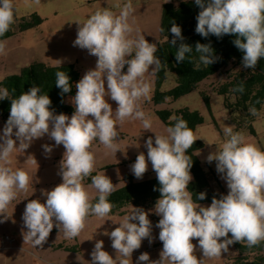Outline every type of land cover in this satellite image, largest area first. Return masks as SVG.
I'll return each instance as SVG.
<instances>
[{
	"label": "clouds",
	"instance_id": "clouds-1",
	"mask_svg": "<svg viewBox=\"0 0 264 264\" xmlns=\"http://www.w3.org/2000/svg\"><path fill=\"white\" fill-rule=\"evenodd\" d=\"M194 3L200 8L196 33L205 38L233 35L234 45L243 53L242 67L254 69L264 58V0H194ZM115 7L120 8L119 14L97 10L87 19L75 21L78 29L73 45L87 49L97 61L95 68L75 83L77 91L71 98L75 111L71 117L50 109L51 99L39 94L37 86H31L18 98H12L7 88H0V100L11 99L10 115L0 135V222L10 217L8 205L18 192H26L30 184L26 171L9 166L14 149L18 147L24 152L46 134L55 146L63 145L65 149L58 172L62 182L51 190H42L45 202L29 200L22 214L24 241L33 246H43L54 224L63 230L65 238L72 239L80 235L90 215L109 216L113 205L108 197L114 191L111 179L105 174L91 176V186L98 193L95 203L82 183L95 168V157L90 151L93 141L98 140L116 153L120 150L115 143L119 136L117 120L123 123L128 118L142 121L143 130L153 132L152 121L140 102L151 99V86L145 74L150 68L153 72L161 68L160 59L154 55L157 46L142 34L132 35L131 0ZM14 8V0H0V36L14 23ZM170 32L173 38L169 42L176 48L177 64L184 62L193 48L199 54V63L194 65L197 69L200 64L207 67L219 59L210 43L197 42L194 47L184 43L181 27L174 22ZM5 50L6 42L0 41V55L6 54ZM125 66L126 72L122 71ZM55 76L61 95L69 93L72 85L68 74L57 71ZM235 90L243 92V85ZM106 97L117 105L115 119ZM249 111L256 114L255 108ZM171 119L175 123L167 127L166 134L154 132V139L149 136L144 142L147 157L140 152L131 165L134 176L142 179L150 161L160 192L153 209L160 217L156 224L163 244L160 258L150 260L149 253L144 252L137 258V264H202L194 254L193 239L198 240L202 256L209 258L228 252L229 246L237 242H246L251 247L264 241V151L246 143L244 136L232 127H225L224 142L206 159L209 163L216 161V171L229 191L219 198L213 196L210 205L199 204L197 201L204 200L206 193H198L194 201L188 188L192 160L186 155L198 138L182 117ZM42 147L50 154L54 146ZM118 225L111 232H104L112 241L115 258L104 250L103 240H97L91 264H132V253L141 247L142 240L153 242L152 222L141 207H134Z\"/></svg>",
	"mask_w": 264,
	"mask_h": 264
},
{
	"label": "rangeland",
	"instance_id": "rangeland-1",
	"mask_svg": "<svg viewBox=\"0 0 264 264\" xmlns=\"http://www.w3.org/2000/svg\"><path fill=\"white\" fill-rule=\"evenodd\" d=\"M167 2H175V0H167ZM125 3L127 0H39L38 3L36 0H14V23L12 24L14 29H18L23 17L34 13L42 17L43 23L25 31H18L14 36L2 40L6 42V54L0 55V80L8 75L20 73L22 65L29 66L34 63H44L47 66L76 65L83 76L89 69L95 68L97 57L90 55L87 49L73 45L78 29L75 21H83L97 10L108 9L119 14L120 8L115 5L123 6ZM131 3L133 12L129 16V23L134 28L132 35L142 34L150 43H155L158 47L160 42L166 39L161 31L165 0H131ZM126 70L127 66L122 71L126 72ZM251 72L252 69L242 67V62H232L226 67L224 73H218L205 79L191 93L178 99L169 98L165 103L157 104L154 99L156 71L153 72L150 68L145 74V79L151 86V99L141 100L140 107L151 119L153 132L143 130L142 121L138 119L128 118L123 123L117 120L119 136L115 143L119 145L120 150L115 153L98 140L93 141L90 151L95 157V168L92 173L108 176L113 183L114 191L125 186L129 182L126 176H134L131 165L135 162L137 155L143 152L147 157V149L144 146L147 138L152 136L154 139L155 133L166 134L167 126L159 112L169 110L173 113L172 117H176L178 110L187 108L199 111L204 117V122L199 124L194 132L197 140L203 141L204 147L196 150L195 153L205 170L213 171L209 189L218 195H226L229 189L226 181L216 171V161L209 163L206 159L210 152L216 150L217 145L224 142L223 129L232 127L234 132H239L244 136L246 143L254 144L264 151V105L253 115L248 108L237 104L234 94L220 92L222 87L235 82L238 78H246ZM176 85L177 75L169 73L161 89L169 91ZM105 87L107 89L106 81ZM74 95L66 98L69 105L73 106L71 98ZM106 99L113 107V118L115 119L117 105L110 97ZM72 114L66 115L71 117ZM4 126L5 123L0 124V135L3 133ZM13 138L15 139L14 136ZM44 144L54 146L50 154L44 152L42 147ZM64 151L63 145L55 146L54 140L46 134L34 140L24 152L18 147L12 152L9 166L13 170L26 171L30 177V184L26 192H18L16 199L8 205L7 214L10 217L0 222V235L10 233L19 238L13 246L8 244L4 247L0 242V264H91V253L97 240H103L104 250L115 258V250L111 246L112 241L109 236L104 235V232H111L119 226L118 223L129 215L134 207H141L148 213V218L152 222L154 239L151 244L147 238L142 240L141 247L132 253V264H137V258L144 252L149 253L150 260H158L163 244L159 240L160 229L156 227L160 217L153 211L155 203L150 206H137L129 203L122 208L126 210L125 214L110 212L109 216L104 218L90 215L80 235L72 239L65 238L63 230H59L54 224L42 247L33 246L31 242L24 241L23 232L26 228L22 214L25 206L32 199L45 202L46 197L42 195V190H51L62 182V176L58 172ZM155 178L156 173L152 170L149 161L148 170L143 178L135 177V180L145 181ZM83 185L93 201L98 196L96 189L91 186L92 184L83 183ZM192 243L196 245L194 254L202 261V264H231L228 259L240 253L236 244H233L229 246L228 252H222L218 257H203L198 240L193 239ZM60 244L78 248L77 251H70L59 247ZM262 252H264V247L248 250V253L252 254ZM141 264H147V262H141Z\"/></svg>",
	"mask_w": 264,
	"mask_h": 264
},
{
	"label": "trees",
	"instance_id": "trees-1",
	"mask_svg": "<svg viewBox=\"0 0 264 264\" xmlns=\"http://www.w3.org/2000/svg\"><path fill=\"white\" fill-rule=\"evenodd\" d=\"M200 8L195 5L194 0H175V2H166L163 5L162 15V34L166 38L160 42L157 51L154 54L161 61V68L155 74V93L154 99L157 104L165 103L167 99H178L184 95L191 93L198 85L205 79L215 75L224 73L226 67L232 62H242L243 53L234 45L233 35H223L218 38L215 35L202 37L196 33L197 15ZM181 27L182 35L184 36V43L195 46L197 42L202 44H211L214 49V55L219 57L214 63L209 66L200 64L197 69L194 65L199 63V54L193 52L186 54L184 62L179 64L175 60L176 48L169 42L173 37L170 32L172 23ZM43 23L42 17L34 13L28 17H23L19 23L18 29H14L13 25L3 35L0 36V41L14 36L18 31H25ZM179 44V41L177 42ZM57 71H64L70 77V84L72 85L69 93L61 95V90L56 87L55 73ZM169 73L177 75V85L169 90L162 91V85L168 78ZM82 78L81 72L76 65H62V66H47L44 63H34L22 69L18 74L8 75L0 80V88H7L12 98H18L19 95L26 92L31 86L40 88L39 94L48 95L51 99L50 109L54 110L56 114H72L75 111L74 106L66 102L69 95L75 94L77 89L75 83ZM243 85L244 91L239 92L235 89ZM222 94L231 93L237 98V104L244 108H255L258 112L262 105H264V58H261L257 66L252 69V72L246 78H238L235 82H231L220 89ZM208 101V97L206 96ZM11 99L0 100V121H7L10 115ZM161 119L167 127L173 126L175 121L171 119L172 112L169 110H162L159 112ZM176 117H182L187 121L188 127L195 132L197 126L204 122V117L199 111L190 109H181L177 111ZM203 141L197 140L187 150L186 155H189L192 160V167L190 173L192 180L188 188L192 192L194 201L196 195L200 192L206 193L204 200L197 201L199 204L211 203L213 196L217 198L220 195L212 192L209 189L211 172L206 171L203 167L199 157L196 155V150L203 148ZM97 175L92 173L86 177L82 183L92 184L91 176ZM129 182L113 191L108 197L109 202L113 205L111 212L125 214L123 210L127 204L134 203L137 206H150L158 200L160 192L158 191L159 183L157 178L145 181H136L132 175H127ZM154 188L157 190L154 191ZM98 196L92 201L96 202ZM239 248L240 253L236 257L229 258L231 264H264V252L262 253H248V250L255 247H264V241L257 245L249 247L246 242L235 243ZM59 247L70 251H77L78 247H68L60 244Z\"/></svg>",
	"mask_w": 264,
	"mask_h": 264
},
{
	"label": "built area",
	"instance_id": "built-area-1",
	"mask_svg": "<svg viewBox=\"0 0 264 264\" xmlns=\"http://www.w3.org/2000/svg\"><path fill=\"white\" fill-rule=\"evenodd\" d=\"M14 240L15 238L11 234L0 235V242L4 245V247L7 246L8 244H12Z\"/></svg>",
	"mask_w": 264,
	"mask_h": 264
},
{
	"label": "crops",
	"instance_id": "crops-1",
	"mask_svg": "<svg viewBox=\"0 0 264 264\" xmlns=\"http://www.w3.org/2000/svg\"><path fill=\"white\" fill-rule=\"evenodd\" d=\"M25 67H27V65H22V66L20 67V71H22V69L25 68ZM6 122H7V121H0V124H2V123H5V124H6ZM5 233H6V232H5ZM7 234H10V233H7ZM14 238H15L14 242L19 241V238H18V237H14ZM14 242H13V243H14ZM13 243L11 244V246H13ZM0 248H1V246H0Z\"/></svg>",
	"mask_w": 264,
	"mask_h": 264
}]
</instances>
